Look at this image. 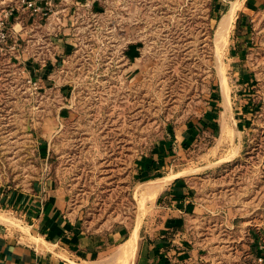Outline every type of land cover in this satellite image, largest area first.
Instances as JSON below:
<instances>
[{"label": "rangeland", "instance_id": "obj_1", "mask_svg": "<svg viewBox=\"0 0 264 264\" xmlns=\"http://www.w3.org/2000/svg\"><path fill=\"white\" fill-rule=\"evenodd\" d=\"M242 1L0 0V193L56 191L106 264H131L181 176L198 207L187 264H259L264 8Z\"/></svg>", "mask_w": 264, "mask_h": 264}, {"label": "crops", "instance_id": "obj_2", "mask_svg": "<svg viewBox=\"0 0 264 264\" xmlns=\"http://www.w3.org/2000/svg\"><path fill=\"white\" fill-rule=\"evenodd\" d=\"M241 4L249 11L264 8V0H243ZM152 166H158L156 159L146 162L142 171L147 172ZM167 183L155 206L156 212L161 213L160 218L154 220L155 232L148 234L149 228H146L147 232L136 243L131 264H187L197 256L198 246L192 241V221L198 207L192 183L181 176ZM2 204L5 207H0V214L2 210L6 214V205H11L18 217L13 223L0 218V264L108 262L109 258L101 255L106 248L104 238L86 230L56 191L38 188L29 193H0ZM260 222L264 224V212ZM119 231L112 232L108 239L122 246L129 237ZM263 252L259 246L258 254Z\"/></svg>", "mask_w": 264, "mask_h": 264}, {"label": "built area", "instance_id": "obj_3", "mask_svg": "<svg viewBox=\"0 0 264 264\" xmlns=\"http://www.w3.org/2000/svg\"><path fill=\"white\" fill-rule=\"evenodd\" d=\"M5 38H6V33L1 32L0 33V51L3 50V42L5 41ZM261 244H262L261 249L264 250V239H262ZM256 260L259 264H264V252L261 254H258Z\"/></svg>", "mask_w": 264, "mask_h": 264}, {"label": "bare ground", "instance_id": "obj_4", "mask_svg": "<svg viewBox=\"0 0 264 264\" xmlns=\"http://www.w3.org/2000/svg\"><path fill=\"white\" fill-rule=\"evenodd\" d=\"M230 17H225L223 20H221V22H220V30H223V29H225L226 28V26L230 23L229 21H230ZM228 27V26H227ZM219 29V28H218ZM226 32V31H225ZM223 36V35H222ZM133 239L131 238V239H129L127 242H126V245H125V251L127 252L129 249H132V247H133ZM124 251V252H125Z\"/></svg>", "mask_w": 264, "mask_h": 264}]
</instances>
